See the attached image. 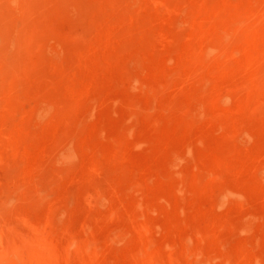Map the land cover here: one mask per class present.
Listing matches in <instances>:
<instances>
[{
    "label": "rangeland",
    "instance_id": "1",
    "mask_svg": "<svg viewBox=\"0 0 264 264\" xmlns=\"http://www.w3.org/2000/svg\"><path fill=\"white\" fill-rule=\"evenodd\" d=\"M115 1L0 2V264H264V0Z\"/></svg>",
    "mask_w": 264,
    "mask_h": 264
},
{
    "label": "bare ground",
    "instance_id": "2",
    "mask_svg": "<svg viewBox=\"0 0 264 264\" xmlns=\"http://www.w3.org/2000/svg\"><path fill=\"white\" fill-rule=\"evenodd\" d=\"M9 1L11 3H16L17 0H9ZM43 1L44 0H29V5L33 9L38 10L43 5ZM57 1H58L57 6L63 10L66 7H68L67 4L69 2H71V1L68 2V0H57ZM0 2L3 3L2 0ZM116 2L119 3L116 0L115 4H116ZM72 3H74V2H72ZM71 6H72V4H71ZM116 12H118V11H116ZM36 14H38V13H36ZM19 26H20V22L17 20L14 21L12 19V17H10V15L7 13L6 9H4L1 6L0 7V53L2 54V63L4 65V67L6 68V72L10 66L9 63H10V59L12 56L11 48L14 49L13 46H15V44H16V41H17L16 34L18 33V29H19L18 27ZM14 50H16V49H14ZM14 50H13V52H14ZM6 72H4V73L6 74Z\"/></svg>",
    "mask_w": 264,
    "mask_h": 264
}]
</instances>
